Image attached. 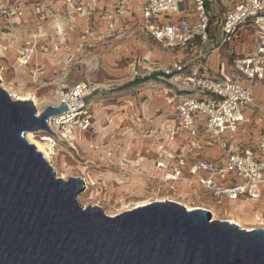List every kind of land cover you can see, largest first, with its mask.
I'll return each instance as SVG.
<instances>
[{
  "label": "built area",
  "instance_id": "2783aa9c",
  "mask_svg": "<svg viewBox=\"0 0 264 264\" xmlns=\"http://www.w3.org/2000/svg\"><path fill=\"white\" fill-rule=\"evenodd\" d=\"M67 1L71 6L69 15L83 18L84 35L93 36L94 16L107 17L99 7L101 0ZM132 1L115 0L116 20L130 13ZM140 9L142 29L163 47L182 49L187 56L172 66L147 63L146 72L136 71L143 78L155 75L165 78L178 94H186L177 104L170 97L173 110L163 116L146 118L151 126L144 134L134 135L148 141V155L151 149H156V171L149 179L156 190L154 196L159 198H152L150 203L177 201L176 198L193 203L172 193L173 182L185 180L189 174L187 181L196 185V192L212 194L218 203L254 200L257 207L247 213L253 216L259 213V218H264V204L261 205L264 133L254 142L241 139V133H251L254 129L255 121L246 115V107H259L261 116L264 115V109L254 97L256 82L264 79V0H142ZM2 11L9 21L6 10ZM175 14H181L182 18L168 22L174 20ZM247 27L254 29L253 48L248 53H238L235 41ZM223 47L232 50L234 77L229 80L215 78L214 70L207 66L210 55ZM97 88L81 81L65 91L71 96L63 101L69 105V111L49 119L56 138L73 146L72 142L77 140L75 129L95 132L94 116L86 98ZM177 137L184 141L177 143ZM166 139L174 148L164 143ZM179 147L184 150L177 152ZM136 171L141 173L140 168Z\"/></svg>",
  "mask_w": 264,
  "mask_h": 264
},
{
  "label": "water",
  "instance_id": "95a60500",
  "mask_svg": "<svg viewBox=\"0 0 264 264\" xmlns=\"http://www.w3.org/2000/svg\"><path fill=\"white\" fill-rule=\"evenodd\" d=\"M1 82V78H0ZM0 85V264H264V227L248 230L210 210L154 201L114 216L83 206L80 176L65 179L26 133L52 116Z\"/></svg>",
  "mask_w": 264,
  "mask_h": 264
},
{
  "label": "rangeland",
  "instance_id": "374dc122",
  "mask_svg": "<svg viewBox=\"0 0 264 264\" xmlns=\"http://www.w3.org/2000/svg\"><path fill=\"white\" fill-rule=\"evenodd\" d=\"M181 18V14H175L174 20L168 22ZM132 20L122 28L111 26L108 22L103 24L106 21L102 22L101 25L94 27L93 36H85L77 24L68 26L64 28L62 39L51 45H43L45 48L29 61L28 67H21L16 63L9 67L5 74H0L1 82L5 81L15 87L13 91L19 89L23 91L24 88L33 91L38 102L36 106L40 111L49 105H57L58 93L69 90L77 82H89L92 86L98 87L86 98V103L94 116L95 132L75 129L77 136L75 147L66 144L48 131H40L38 135L48 134L55 138L53 139L57 153L53 158V166L59 176L65 175L67 179L83 174L89 181L88 187L78 196L81 204L100 205L110 215H116L123 210L126 203L134 204L156 195L155 187L150 184L149 179V175L156 171V149H151L150 160L143 162L139 167L141 173H137L134 167L124 165L123 157L120 159V156L126 153L124 157L130 159V152L136 149L141 150L144 155L147 152L148 141L143 136L136 137L131 140L130 148L128 145L130 140L126 136H134L141 132L144 134L151 126L146 118L150 117L152 112L164 107V103L171 106L168 102L170 97H173L174 104H177L186 96L172 89L165 78L155 75L153 78L146 79V76L145 79H140L143 77L137 75L136 71H147L146 64L152 56V53H149L152 50L161 52L164 66L184 61L187 56L182 49L162 48L141 31L135 19ZM60 22L62 26L65 25L63 21ZM59 34L61 35V31ZM82 34L85 36L84 39ZM244 34L246 42L249 41L248 48L252 49L253 44L250 42L254 37V29L247 27ZM250 34L253 37L249 38ZM213 53L214 59L208 60L207 66L211 69L214 67V77L232 79L234 77L230 62L232 50L223 47ZM15 74L17 79H14ZM238 81L246 83L245 80ZM257 103L259 104L258 101ZM176 141L180 144L184 139L177 137ZM164 143L174 148L167 139ZM183 150L180 147L176 149L177 152ZM188 179L189 174L185 180L173 182L172 193L215 210H226L227 212L221 211L224 215H215L223 216L221 217L223 219L227 218V214H233L237 219L243 217L246 219L244 223L250 226L247 221L252 218L242 215L254 211L257 207L254 200H225L218 203L212 194L203 195L196 192V185L192 186ZM263 204L264 193L261 205Z\"/></svg>",
  "mask_w": 264,
  "mask_h": 264
},
{
  "label": "crops",
  "instance_id": "0c3cea01",
  "mask_svg": "<svg viewBox=\"0 0 264 264\" xmlns=\"http://www.w3.org/2000/svg\"><path fill=\"white\" fill-rule=\"evenodd\" d=\"M83 1H87V0H83ZM114 3L115 0L100 1L99 7L103 10V13L106 12L107 17L105 19L102 18L99 14H96L94 16L95 18L94 27L99 26L101 25L102 22L106 21V23L103 24H107L108 22L109 24H111V26H117L122 28L124 24H127L129 21H133L132 19H135L136 23L139 24L141 31L146 36H148L153 41H155L150 35H148L142 29L143 18L140 9L142 0H133L132 4L129 6L131 9L130 13H128V15H121L118 18V20L115 19ZM2 10H6V12L8 13L10 17L9 21L5 20L6 14H4ZM70 11H71V6L67 0H0V74L1 73L5 74L6 70L9 67L14 66V64L16 63H19L18 65L21 67H28L29 61L33 60L35 56L40 54L41 53L40 51H42V49L45 48L43 47V45L46 44L51 45L52 43L59 42L62 39L63 34L65 33L64 28L66 29L68 26L72 27L77 24V26L81 28L84 34L85 21L80 16H75V17L70 16L69 15ZM60 21H63L65 25L62 26V22ZM58 22L59 24L57 25ZM59 27L61 29L63 27V29L61 30L59 29ZM245 30L246 28L242 30L240 37H238L235 41V45H236L235 50L238 53H248L249 51L252 50L248 48L249 41L246 42L244 38ZM60 31H61V35L59 34ZM84 37L85 36L83 35L82 39H84ZM250 37H253V35L250 34L249 38ZM156 43L160 45L162 48H165L158 42ZM250 43L251 45L252 44L254 45V37L252 42ZM35 45L37 46V50L31 53L30 58L25 62H20L18 55L23 50H25V48L32 49ZM149 53H152V56L149 62L147 63H151L156 66H164V62H162L164 60H162L161 58V52L157 53L152 50ZM210 59L211 61H213L214 53L210 55L208 60ZM211 65L213 64L211 63ZM212 68L214 69V67ZM14 79H17L16 74L14 76ZM29 79L32 80L33 78H29ZM3 84L8 90H12L15 88L12 85L7 84L5 81H3ZM29 91L31 90L24 88L23 91H20L19 89L17 92L23 94H30L36 98L33 91L31 92ZM254 97L256 101L259 102V105L264 109V79L256 82L254 86ZM172 110H173V106H167L164 103V107L157 108L154 112L151 113L150 117L155 118L157 116H163L165 112ZM246 115L249 116V118H251L252 121H255L254 124H252L254 129L251 133L248 131H246L245 133H241V139L247 142H254L256 141L257 137L260 134L264 133V117L261 116L260 108L254 107L252 105H248L246 107ZM125 154L126 153H124V156ZM130 155H131L130 159H127L122 155L120 156V159L123 157L122 163L124 165L134 167L135 169L134 171L139 169L137 167V164L142 160L141 159L142 156L145 157V159H143V161L140 162L141 164L146 160H149V155L147 153L142 155L141 150L136 149L130 152ZM218 211L221 212L222 209L221 210L218 209Z\"/></svg>",
  "mask_w": 264,
  "mask_h": 264
},
{
  "label": "bare ground",
  "instance_id": "6f19581e",
  "mask_svg": "<svg viewBox=\"0 0 264 264\" xmlns=\"http://www.w3.org/2000/svg\"><path fill=\"white\" fill-rule=\"evenodd\" d=\"M20 14H22V13H20ZM58 24H59V22L57 23V25ZM35 50H37V46L36 45L32 49L25 48V50H23L18 55L19 61L20 62L27 61L30 58L31 53L34 52ZM0 78L2 80V76L1 75H0ZM0 85L2 87H4L5 89H7L5 87V85L3 84V82H0ZM10 92L12 93L14 98H16V99H20V100H24V101L25 100H33L34 103L36 105H38L37 99L35 97H33V95L23 94V93H20V92H17V91H13V90L10 91ZM57 96H58L57 97L58 100H57L56 104H60L66 98L71 97L69 94H66L65 91H62V92L58 93ZM39 112H40V110H39ZM38 132H40V131H29V132L26 133V136H27L28 140L32 144H34L36 146L37 150L41 151L45 155L46 159L53 165L54 164L53 163V158H54L55 154L57 153L56 152V148H55V144L56 143L54 141L55 138L52 135H51L52 136L51 137L48 134L38 135ZM127 138L130 140L128 145H130V148H131V144H132L131 140L134 139L135 136L129 135V136H127ZM72 143H73V147H75V141L72 142ZM141 159H145V158H143V156H142ZM81 175H80V177L86 183V188H87L88 185H89V181L87 180V178L85 176H83V174H81ZM60 176L62 178H65V175H60ZM152 198H159V196L158 195L157 196H150V197H148V200L139 201V202H136L134 204L126 203L125 206L123 207V209L124 210H131V207H136L138 204H139L138 207L146 205V204H149L150 200ZM175 200L180 201V203L185 205L187 210H194V209H201V208H206L207 209L208 208V210H210L212 212L214 218L223 217V216L218 217V216H215V215H219V214L220 215H224L221 212H219L218 210H215V209H213V208H211V207H209V206H207L205 204H202V203L201 204L200 203H196V204L195 203H190V202L182 200L181 198H176ZM215 213H218V214H215ZM112 216H114V215H112ZM245 216H248V217L252 218V220L247 221L250 226L246 225L245 224L246 221L244 223V221L241 218H239V219L234 218L233 214H227L226 217H227V219L229 221L235 222V223L239 224L240 226H242V227H244V228H246L248 230H252L254 227H264V218L263 217L259 218V216H260L259 213H257V215H255V216H253L252 214L250 215L248 213H245Z\"/></svg>",
  "mask_w": 264,
  "mask_h": 264
},
{
  "label": "trees",
  "instance_id": "16d2710c",
  "mask_svg": "<svg viewBox=\"0 0 264 264\" xmlns=\"http://www.w3.org/2000/svg\"><path fill=\"white\" fill-rule=\"evenodd\" d=\"M148 77H150V76H148ZM148 77L146 78V79H148ZM154 77V76H153ZM152 77V78H153ZM151 78V77H150ZM140 79H145V77L144 78H140ZM225 212V211H224ZM242 216H245V214L243 213V215ZM242 218V220L245 222L246 221V219H244L243 217H241Z\"/></svg>",
  "mask_w": 264,
  "mask_h": 264
}]
</instances>
